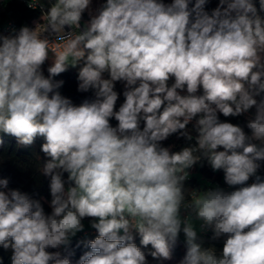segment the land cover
Returning <instances> with one entry per match:
<instances>
[{"label": "clouds", "instance_id": "obj_1", "mask_svg": "<svg viewBox=\"0 0 264 264\" xmlns=\"http://www.w3.org/2000/svg\"><path fill=\"white\" fill-rule=\"evenodd\" d=\"M91 2L55 0L44 23L0 36V133L22 146L44 139L52 209L46 214L40 201L0 179L8 189L0 190V246L12 249V264H70L47 249L67 246L91 218L98 235L78 264H147L134 233L154 259L170 260L181 231L186 254L179 264H264V177L257 174L264 161V18L254 0H219L211 13L208 0H195L191 10L189 0H106L97 15ZM259 6L264 11V0ZM85 11L91 18L81 28ZM77 66L78 90L95 96L79 106L53 80ZM117 81L125 82V99L114 110ZM253 108L250 135L218 116ZM193 120L195 146H161L177 133L193 140L186 127ZM202 161L222 170L235 190L185 188ZM250 177L255 182L244 186ZM209 230L212 241L224 238L219 254L198 235Z\"/></svg>", "mask_w": 264, "mask_h": 264}, {"label": "trees", "instance_id": "obj_2", "mask_svg": "<svg viewBox=\"0 0 264 264\" xmlns=\"http://www.w3.org/2000/svg\"><path fill=\"white\" fill-rule=\"evenodd\" d=\"M106 1V0H105ZM173 0H163L165 4H171ZM219 0H208L205 5V10L211 13L213 9L218 6ZM255 6L257 7L258 14L264 18V11H260L259 0H254ZM5 11H0V36L15 35L18 33L21 27L25 26L28 19L38 15V12H30L24 6L19 3L12 1H5ZM195 0H189V10L194 6ZM6 11H10L9 14ZM84 14V13H83ZM8 19H12L15 22V27L10 30H4V25ZM52 64L51 55L48 60L42 65V72L45 77H48L49 73L47 71L48 67ZM79 66L76 68H69L64 73H61L53 77L54 81H63L62 86L58 89L60 94L66 98H69L72 103L76 106L82 104L85 100H93L94 90L90 89L87 92H81L78 90ZM105 78L107 74H105ZM171 82H174V78H170ZM125 82L117 81L115 82V89H117L118 100L114 110H118L121 104L124 102L123 92L125 91ZM116 91V90H115ZM182 95L185 93H181ZM198 94H202V89ZM264 95V94H262ZM82 96V100L75 102L74 98ZM260 99V97H257ZM255 109L249 110V113L241 115L239 117H224L222 114L218 113L219 119L222 122H230L234 125L241 126L244 131L250 135V130L246 127L247 120L249 117L254 115ZM195 120L187 125V129L193 135V140L188 141L186 138L179 136V134H173L167 140L161 142V146L169 147L171 151H180L184 147L195 146V130L194 125ZM110 124L113 127L118 125V121L115 118L110 119ZM143 127V122H141V128ZM44 143L42 137H37L31 146L19 145L17 140L7 134L0 133V179H7L9 181L8 189H17L23 193H27L32 199L40 201L42 207L46 214H50L52 209L50 207L51 194H50V177L45 176L42 172V167L44 163L50 159L41 150V146ZM219 150H223L222 148ZM261 168L258 173L264 175V161H259ZM224 173L222 170L213 171L207 161H202L193 166L189 170V177L184 182V186L187 189H194L199 191H204L206 188H215L217 185L221 184ZM68 174L64 173L62 179L65 181V187L69 186L67 180ZM8 189H0L7 191ZM84 228L82 231L88 229L91 226V218H84L82 220ZM81 232V231H80ZM80 232L75 236L70 237V242L67 246H61L59 249H47L49 252L59 251L62 257H67L70 259V264H78L79 258L90 248L86 246V242L89 240H94L97 235H87L80 237ZM121 235L122 230H121ZM199 235V234H198ZM200 236V235H199ZM212 232L202 236L201 239L204 241L205 247L214 246L217 250V254L222 251L224 238H220L217 241H212L210 237ZM141 237L138 233H134V243L145 253L147 264H179L186 254V241L183 232L179 234L177 244L175 245L172 258L170 260L154 259L149 253L153 250L151 245L146 248L140 243ZM12 249H4L0 246V264H12Z\"/></svg>", "mask_w": 264, "mask_h": 264}, {"label": "built area", "instance_id": "obj_3", "mask_svg": "<svg viewBox=\"0 0 264 264\" xmlns=\"http://www.w3.org/2000/svg\"><path fill=\"white\" fill-rule=\"evenodd\" d=\"M8 1V2H12L15 1L17 3H19L20 5L24 6L27 10H29L30 12H38V15L35 17H32L30 19H28L25 23V26H28L29 28H35L37 23H44L43 20H41V16L44 12H46L52 3L55 2V0H0V11H5V4L4 2ZM103 0H92L91 2V6H90V12L92 15H97L98 14V10L103 6L102 2ZM30 2H36V7L35 8H30L28 5ZM89 11H85V13L82 15V20H81V28H83L84 24L87 23L90 20V15H89ZM7 14L10 13V11H6ZM15 27V22L12 19H8L7 22L4 25V30L6 31H10ZM69 30L66 27V31ZM45 36H48V33L44 34ZM51 40H54L53 36H49L48 37ZM51 55V54H50ZM258 175L264 177V175L257 173ZM253 182H255V177H250L249 181L246 182V185L244 186H248L251 185ZM220 188H223L225 191H233L235 190V188H231L229 187L225 182H224V176L223 179L221 181L220 185H217ZM235 187H241V186H235ZM211 187L206 188L205 190L209 189ZM185 213L182 212V216ZM197 229H199V222H195ZM211 233V231H207V232H199L198 234L200 236H205L206 234ZM80 237L82 236H87V235H98L97 231L95 229H93L91 226L80 232ZM201 238V237H200Z\"/></svg>", "mask_w": 264, "mask_h": 264}, {"label": "rangeland", "instance_id": "obj_4", "mask_svg": "<svg viewBox=\"0 0 264 264\" xmlns=\"http://www.w3.org/2000/svg\"><path fill=\"white\" fill-rule=\"evenodd\" d=\"M101 2H102L103 5L106 3L105 0H103V1H101ZM172 83H174V82L168 81V85H169V86H171ZM114 90L117 91V89H115V88H114ZM183 93L186 94V89H185V91H184ZM82 98H83L82 96L75 97V98H74V101H75V102L81 101ZM222 242H224V241H222Z\"/></svg>", "mask_w": 264, "mask_h": 264}]
</instances>
